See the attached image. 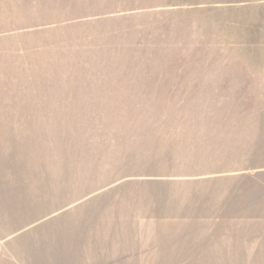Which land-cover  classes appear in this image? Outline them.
Listing matches in <instances>:
<instances>
[{"label": "rangeland", "instance_id": "374dc122", "mask_svg": "<svg viewBox=\"0 0 264 264\" xmlns=\"http://www.w3.org/2000/svg\"><path fill=\"white\" fill-rule=\"evenodd\" d=\"M0 264H264V0H0Z\"/></svg>", "mask_w": 264, "mask_h": 264}]
</instances>
